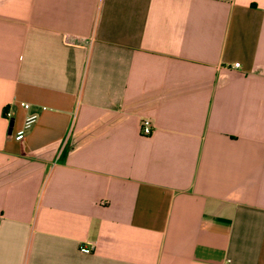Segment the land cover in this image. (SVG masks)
<instances>
[{
    "label": "crops",
    "instance_id": "obj_1",
    "mask_svg": "<svg viewBox=\"0 0 264 264\" xmlns=\"http://www.w3.org/2000/svg\"><path fill=\"white\" fill-rule=\"evenodd\" d=\"M0 264H264V0H0Z\"/></svg>",
    "mask_w": 264,
    "mask_h": 264
},
{
    "label": "built area",
    "instance_id": "obj_2",
    "mask_svg": "<svg viewBox=\"0 0 264 264\" xmlns=\"http://www.w3.org/2000/svg\"><path fill=\"white\" fill-rule=\"evenodd\" d=\"M233 68H239V64H234ZM21 108L27 113L22 126L13 134V139L16 142H22L25 139L26 134L37 123L38 114L31 112V106L27 103H21ZM44 110V108H43ZM12 110L10 106H7L3 112V116L8 120L12 118ZM140 134L143 137L150 136L152 134V126L149 120H142L140 123ZM79 252L84 255H90L93 253V247L81 246Z\"/></svg>",
    "mask_w": 264,
    "mask_h": 264
}]
</instances>
